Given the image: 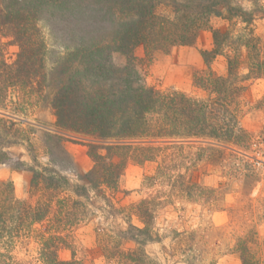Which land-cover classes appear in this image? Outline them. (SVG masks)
<instances>
[{"label":"trees","instance_id":"obj_1","mask_svg":"<svg viewBox=\"0 0 264 264\" xmlns=\"http://www.w3.org/2000/svg\"><path fill=\"white\" fill-rule=\"evenodd\" d=\"M2 2L6 4V12L0 9V18L7 22L27 20L28 15H37L32 12L38 13L32 1L28 5L24 0H0V4ZM188 2L185 8L177 6L173 14L160 12L156 5L149 11L146 8L140 10L122 33L113 36L112 47L107 52L120 51L130 55L128 65L118 68L110 65L109 59L104 62L108 57L100 55L99 49L103 47L98 45L83 48L86 56L93 59L89 62L91 68L86 80L80 78L79 84L68 80L64 91L55 86L56 97L52 95V102L59 124L66 130L93 134L96 139L106 141L103 142L106 154H91L94 166L79 175L83 183H73L68 176L46 166L42 171L34 170L32 186L40 190L35 203L18 198L11 181L0 180V264H85L77 255L76 231L94 218L96 210L121 217L126 222L123 228H96V243L103 264H157L146 248L149 243L161 239L156 227L159 208L174 202L175 198L166 201L145 198L128 205L120 204L116 196L121 191V177L127 165L132 161L139 164L157 161L162 153L167 156L177 154L172 150L192 139H201L203 147L200 148L207 151L210 160L217 157L216 161L221 165L227 166L225 161L231 158L244 162L243 153L252 149L256 141L240 122L243 113L240 98L245 87L239 84L242 79L238 70L243 61H240V55H228L226 77L218 76L210 66L218 54L224 53L225 46L231 48V44H226L231 30L222 33L220 29L212 28L214 48L202 51L208 69L197 71L194 80L208 94L206 98L193 97L174 88L162 90L147 86L132 66L137 45H144L146 55L152 58L156 53H168L175 45L192 44L201 29L212 27L213 16L227 18L231 24L234 19H239L247 26L254 20L252 11L228 0ZM193 2L197 9L192 12L187 7L190 8ZM221 5H226L224 10H220ZM23 27L17 28L15 35L22 41L18 59L12 63L0 59V129L8 122L11 129L22 125L19 114H28L37 102L32 100L31 90L34 77L40 72L31 69L34 61L43 63L38 57L43 44L35 39V31ZM251 38L254 54L247 55L249 73L254 78L264 77V42L253 33ZM60 98L68 99V104L62 103ZM24 135V140L28 141L29 136ZM173 163L171 159L160 161L154 178H161L176 187L180 191L179 198L192 202L204 200L218 207V189L191 181L181 171L175 175ZM224 171L236 176L231 170L224 168ZM252 175L253 182L260 181L256 172L247 174ZM134 217L142 226L135 223ZM41 223L43 226L37 228L36 225ZM174 231L178 238L177 250L188 264L202 263L207 255L204 235L198 230ZM250 233L238 238L235 250L241 264H263L259 237L255 230ZM31 237L38 243L37 254L28 257L15 254L18 242ZM62 248L71 251L70 259L59 257L58 251Z\"/></svg>","mask_w":264,"mask_h":264},{"label":"rangeland","instance_id":"obj_2","mask_svg":"<svg viewBox=\"0 0 264 264\" xmlns=\"http://www.w3.org/2000/svg\"><path fill=\"white\" fill-rule=\"evenodd\" d=\"M30 1L36 7L38 13L32 12L37 14L36 16L28 15L27 20L20 22H7L6 19L0 18V59L4 58L9 63L18 59L19 43L22 41H18L19 38L15 35L21 26L31 32L35 31V39L39 44H43L42 53L38 55L43 59V63L34 61L31 69L40 72L34 77L36 80L31 90L32 100L37 101L36 104L28 114H19L22 125L11 129L8 122L4 129H0V180L11 181L18 198L35 203L40 196V190L32 186L34 170L52 168L71 178L73 183H83L79 175L94 166L91 154H106L103 143L106 141L96 139V135H83L64 129L59 124L52 102V97H56L55 86L64 91L68 80L75 81L76 84L83 78L86 80L87 72H90L91 68L89 62L93 59L92 56H86V51L82 49L94 45L103 47L102 50L99 49V53L108 57L104 62L109 59L110 65L122 68L128 65L131 56L120 51L107 50L112 47L113 36L122 33L121 30L125 29L132 19H136L133 17L136 12L145 8L149 11L156 5L160 12L173 14L177 6L185 8V4L189 2L24 0L27 5ZM228 2L252 11V24L247 26V23L239 19H234L231 24L227 18L213 16L210 20L212 27L201 29L192 44L175 45L168 53H156L152 58L146 55L144 45L140 44L134 48V59L132 58L131 63L142 83L162 90L174 88L193 97L206 98L208 94L197 86L194 80L197 71L208 69L202 51L214 48L212 28L220 29L222 33L231 30V35L226 41V44H231V48L225 46L224 53L218 54L210 66L218 76L226 77L229 71L227 56H241L239 59L243 63L238 75L242 80L239 84L245 87V90L240 98L243 108L240 122L253 137L255 136L256 141L252 149L243 153L244 162L231 158L225 161L227 166L217 162V157L214 160L209 159L207 151L200 148L203 147L201 139L183 141L182 146L178 145V148L172 150L177 154L167 156L162 153L157 161H146L142 164L132 161L127 165L121 177V191L116 196L120 204L128 205L145 198H161L163 201L175 198L174 202L159 208L156 227L161 239L149 243L146 248L157 264H188L181 251L177 250L178 238L175 237V229L198 230L200 235H204L207 255L200 264H241L239 253L235 250L237 240L249 235L253 230L259 237L264 259V142H259L261 138L264 139V77H252L247 66L248 53L249 57L254 54L252 33L264 42V0ZM22 4L19 3V6ZM195 4L193 2L187 9L195 11ZM5 6L3 2L0 4L3 12H6ZM225 6L221 5L220 10H224ZM8 26L9 28H6ZM44 95L46 97L43 100ZM60 100L68 104V99ZM24 134L29 136L28 141L24 140ZM258 147L260 152L256 149ZM164 159L174 162L175 170L172 173L175 175L181 171L191 181L207 188L218 189V207H214L215 204L211 206L204 200L192 202L179 198L180 191L176 187L161 178L155 179L159 162ZM224 168L231 170L236 176L226 173ZM253 171L258 174L256 176L260 179L259 182H253L254 175L247 176ZM148 177L152 179L146 180ZM134 221L142 226L137 217H134ZM42 226V223L36 225L37 228ZM98 226L117 229L125 227L126 222L121 217H112L96 210L94 218L77 229V255L85 264H103L102 253L96 243ZM254 248L259 249L256 246ZM37 250L38 243L31 237L18 242L14 253L20 257H28L37 254ZM58 255L62 259H70L71 251L62 248Z\"/></svg>","mask_w":264,"mask_h":264}]
</instances>
